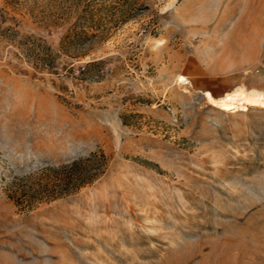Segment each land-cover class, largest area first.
Returning <instances> with one entry per match:
<instances>
[{
  "label": "rangeland",
  "instance_id": "rangeland-1",
  "mask_svg": "<svg viewBox=\"0 0 264 264\" xmlns=\"http://www.w3.org/2000/svg\"><path fill=\"white\" fill-rule=\"evenodd\" d=\"M213 42L264 91V0H0V264H264V107L177 82Z\"/></svg>",
  "mask_w": 264,
  "mask_h": 264
},
{
  "label": "trees",
  "instance_id": "trees-1",
  "mask_svg": "<svg viewBox=\"0 0 264 264\" xmlns=\"http://www.w3.org/2000/svg\"><path fill=\"white\" fill-rule=\"evenodd\" d=\"M96 27L97 30L101 32L102 28L99 23L96 25ZM69 42L70 41H66V43ZM52 58L53 56L50 55V61L48 62L51 63ZM95 157L96 154L92 153L88 157L75 159L62 165L61 167L56 169L57 173L54 175V177L50 179V181L46 182V184L38 188L36 191L48 198H57L61 197L62 195L74 193L81 187L92 183L93 180L97 177V170H99L98 167H94Z\"/></svg>",
  "mask_w": 264,
  "mask_h": 264
},
{
  "label": "bare ground",
  "instance_id": "bare-ground-1",
  "mask_svg": "<svg viewBox=\"0 0 264 264\" xmlns=\"http://www.w3.org/2000/svg\"><path fill=\"white\" fill-rule=\"evenodd\" d=\"M177 82L185 92L190 91L187 85L192 86V82L187 76L178 75ZM202 94L208 104L224 111L236 112L246 110L249 106L264 107V91L255 88L249 90L244 86H239L219 98H216L211 91H205Z\"/></svg>",
  "mask_w": 264,
  "mask_h": 264
},
{
  "label": "crops",
  "instance_id": "crops-1",
  "mask_svg": "<svg viewBox=\"0 0 264 264\" xmlns=\"http://www.w3.org/2000/svg\"><path fill=\"white\" fill-rule=\"evenodd\" d=\"M209 48L207 54L199 57L196 68L189 69L188 73L189 77H192L191 82H195L202 92L212 91L214 93V79L222 76L228 66L218 67L223 56H214V42Z\"/></svg>",
  "mask_w": 264,
  "mask_h": 264
}]
</instances>
